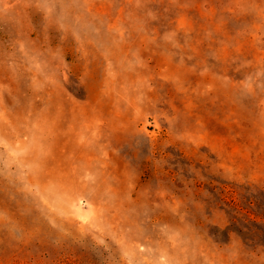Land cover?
<instances>
[{
	"label": "rangeland",
	"instance_id": "1",
	"mask_svg": "<svg viewBox=\"0 0 264 264\" xmlns=\"http://www.w3.org/2000/svg\"><path fill=\"white\" fill-rule=\"evenodd\" d=\"M0 264H264V0H0Z\"/></svg>",
	"mask_w": 264,
	"mask_h": 264
}]
</instances>
